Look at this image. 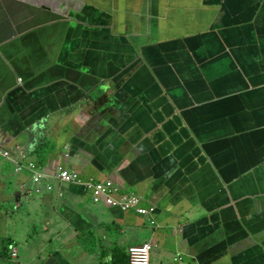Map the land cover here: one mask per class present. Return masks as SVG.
I'll list each match as a JSON object with an SVG mask.
<instances>
[{
  "label": "crops",
  "instance_id": "0c3cea01",
  "mask_svg": "<svg viewBox=\"0 0 264 264\" xmlns=\"http://www.w3.org/2000/svg\"><path fill=\"white\" fill-rule=\"evenodd\" d=\"M2 151L152 217L37 194ZM143 242L148 264H264V0H0V264H129Z\"/></svg>",
  "mask_w": 264,
  "mask_h": 264
},
{
  "label": "built area",
  "instance_id": "2783aa9c",
  "mask_svg": "<svg viewBox=\"0 0 264 264\" xmlns=\"http://www.w3.org/2000/svg\"><path fill=\"white\" fill-rule=\"evenodd\" d=\"M1 156L14 164V172L27 171L30 173V178L34 184V191L37 194L42 191V185L46 191H52L54 188L53 181H56L64 185L80 186L85 192L90 193L95 201H101L109 207L131 210L143 217H152L153 207L142 206V197L140 195L124 191L113 180H84L78 171L70 170L62 165H56L53 173L48 175L43 169L37 167L35 163L18 159L17 157L19 156H13L10 151H2ZM20 157L25 159L23 155H20ZM46 179H50L52 182H44ZM149 222L150 224H154L152 219H149ZM150 249L151 244L149 242L129 247L127 250L128 263L148 264ZM12 256H15L14 251H12Z\"/></svg>",
  "mask_w": 264,
  "mask_h": 264
},
{
  "label": "trees",
  "instance_id": "16d2710c",
  "mask_svg": "<svg viewBox=\"0 0 264 264\" xmlns=\"http://www.w3.org/2000/svg\"><path fill=\"white\" fill-rule=\"evenodd\" d=\"M8 246H9V245H8ZM8 246L6 247L7 249L9 248ZM126 254H127V253H126Z\"/></svg>",
  "mask_w": 264,
  "mask_h": 264
}]
</instances>
